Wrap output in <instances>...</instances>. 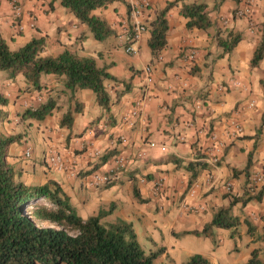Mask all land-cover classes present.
Listing matches in <instances>:
<instances>
[{
    "label": "crops",
    "instance_id": "1",
    "mask_svg": "<svg viewBox=\"0 0 264 264\" xmlns=\"http://www.w3.org/2000/svg\"><path fill=\"white\" fill-rule=\"evenodd\" d=\"M16 1L22 8L19 17L13 14L10 0H0V35L11 49L43 37L44 54L58 55L67 49L91 56L117 79L106 83L112 97L106 109L93 91L66 88L63 76L43 74L40 87L35 88L22 73L11 77L0 71V112L4 113L0 133L22 134L18 142L9 145L7 157L19 169V179L30 185L56 180L84 218L114 203L113 213L105 220L119 217L131 222L139 242L141 238L147 242L148 251L164 247L156 262L180 264L200 253L209 264H242L253 249L264 261V194L259 200H246L249 176L264 170V91L260 84L264 60L255 67L250 65L264 32V0H253L252 18L263 27L256 34L248 31L245 17L232 13L242 0L213 9L209 15L212 25L206 30L187 28L181 2H177L167 13L166 45L157 57H152L148 46V27L134 43L136 51L126 52L125 33L132 18L120 0L92 12L114 29L102 40L95 39L60 0ZM148 1L150 7L141 16L146 23L173 0ZM30 17L35 21L33 28ZM225 28L240 32L242 39L230 53L222 54L217 38L218 34L225 36ZM146 65L152 66L150 84L142 76ZM233 76L240 86H232ZM48 100L54 107L43 119L24 116L28 108ZM136 109L137 114L132 115ZM67 112L72 115L69 126L61 123ZM232 118L242 125L243 132L230 139ZM22 125L26 128L19 131ZM29 129L35 130V139L26 137ZM148 141L158 146L151 148ZM217 141L223 142L222 146ZM27 147L32 150L29 157L24 156ZM53 149L77 171L89 170L102 154L113 149L127 154L129 161L108 186L93 188L85 184L84 177L51 167L46 156ZM94 149L101 154L95 155ZM250 156V166L244 170ZM191 162L195 177L188 170ZM110 163L111 158L99 169L106 170ZM157 181L163 185L159 194L154 191ZM220 208L230 209L240 220L233 237L219 227H211L207 235L184 234L201 231ZM220 233L233 242L224 249V256L218 253L222 244L216 235ZM191 236H205L210 243L204 241L203 248L190 249L181 240Z\"/></svg>",
    "mask_w": 264,
    "mask_h": 264
},
{
    "label": "trees",
    "instance_id": "2",
    "mask_svg": "<svg viewBox=\"0 0 264 264\" xmlns=\"http://www.w3.org/2000/svg\"><path fill=\"white\" fill-rule=\"evenodd\" d=\"M114 1L118 0H60V3L88 26L95 39L102 40L112 35L114 29L105 19L92 12ZM179 1L180 12L187 19V28L206 30L212 25L205 2H168L157 12L154 19L144 22L150 32L148 46L152 57L159 56L166 45L169 29L167 13ZM124 5L129 15V7ZM235 8L232 10L233 14ZM223 31H226L225 36L218 34L217 42L222 54H225L235 48L242 35L228 28ZM45 46V38L34 37L19 48L11 49L0 35V71H6L11 77L22 73L27 83L35 88L40 87L43 74L63 76L66 88L71 91L89 89L94 92L100 105L109 108L112 97L106 83L108 80L117 79L107 71V67L98 66L91 56L79 55L67 49L58 55L44 54ZM263 58L264 32L253 52L250 65L257 66ZM260 84L264 91V72ZM123 93L122 91L117 94ZM53 107V102L48 100L36 108H28L24 116L43 119L50 114ZM71 119V113L67 112L62 118V125L69 126ZM20 138V133H0V264H155V259L164 251V247L146 252L141 247L131 222L122 218L106 221L105 218L114 211V203L84 218L71 204L69 196L56 180L49 179L43 184L33 185L22 182L19 179V169L7 160L9 145L18 142ZM116 152L113 149L102 154L101 160L91 169L78 171L77 176L84 177L99 169ZM250 162L251 156L244 170L249 168ZM190 165L188 170H192L191 175L195 177V165L193 162ZM253 175L248 178L247 189ZM134 193L137 194L135 189ZM248 193L246 200L261 199L264 194V180L251 191L248 190ZM239 226V218L233 216L230 209L220 208L201 231H185L184 234L207 235L211 227H219L229 230L233 237ZM182 264H209V261L204 255L194 253ZM242 264H264V261L259 257L258 250L253 249L250 257Z\"/></svg>",
    "mask_w": 264,
    "mask_h": 264
},
{
    "label": "built area",
    "instance_id": "3",
    "mask_svg": "<svg viewBox=\"0 0 264 264\" xmlns=\"http://www.w3.org/2000/svg\"><path fill=\"white\" fill-rule=\"evenodd\" d=\"M130 13L129 15L132 18V24L129 28H127L125 33V39H126V47L125 50L127 53H134L136 51V48L134 46V43L138 40L140 34L146 30V26L144 22L141 19L142 12L145 8L149 7V1L148 0H125ZM10 3L12 5L13 14L15 17H19L22 15V8L19 5V3L16 0H10ZM253 14V0H242L240 5H238L234 10V16L236 17H245L248 20V26L247 29L250 33L256 34L257 32L262 31V25L259 23H255V21L252 18ZM226 19H221L222 22H226ZM226 24V23H224ZM29 26L34 27L35 21L33 17H30L29 20ZM20 27V25H19ZM21 28V27H20ZM193 51L190 52V56H193ZM142 76L146 83L150 84L153 82L152 77V66L146 65L142 69ZM232 86H240L239 80H232ZM250 106L254 105V102L249 103ZM137 114V109L132 111V115ZM231 124V131L229 133V138H235L237 135H241L243 132L242 125L235 119H230ZM212 140H216V136H211ZM120 139H124L123 136H120ZM220 146H222L223 142L217 141ZM147 145L151 148L157 147V143L154 141H148ZM161 150H165L166 147L164 145H159ZM31 148L27 147L24 150V156L29 157L31 155ZM93 153L95 155H100V151L98 149H94ZM145 153L142 152L141 155H144ZM129 161V156L122 151H118L111 157V163L110 166L106 170H100L96 169L90 172L89 174L84 176V182L89 187H104L107 184H109L112 181V178L114 177L115 173H118L126 166V164ZM47 162L48 164L57 170H63L67 171L69 175L71 176H77V170L74 166H69L67 164V161L63 158L61 153H59L56 149L48 151L47 154ZM264 180V171L256 172L251 178L249 188L247 190L251 191V189L258 185L260 182ZM163 185L161 181H157L155 183V193L159 194L160 190H162ZM227 189H230V185L227 184Z\"/></svg>",
    "mask_w": 264,
    "mask_h": 264
},
{
    "label": "rangeland",
    "instance_id": "4",
    "mask_svg": "<svg viewBox=\"0 0 264 264\" xmlns=\"http://www.w3.org/2000/svg\"><path fill=\"white\" fill-rule=\"evenodd\" d=\"M232 0H224V1H221V0H198V2H207L208 4H209V10H208V12H209V15L211 14V12H212V10L213 9H215L216 7H218V6H221V5H224L225 3H230ZM120 2H122L123 4H126V1L125 0H120ZM113 38H115V37H113ZM251 55V54H250ZM252 56H253V53H252V55H251V58H252ZM263 60H264V58H263ZM263 63V65H264V61H262ZM234 78H235V80L236 79H238L237 77H235V76H233ZM4 118V113H2V112H0V119H3ZM29 119V118H28ZM24 120V122L26 123L25 125H27V124H29V120ZM34 120H40V119H36V118H34ZM25 125H22L21 126V128L19 129V131H23V128H26V126ZM9 129V128H8ZM9 130H11V129H9ZM35 130H31V129H29V130H27V136L26 137H31L32 139H35L36 137V135H35ZM0 132H3V131H1L0 130ZM37 133V132H36ZM21 134V133H20ZM22 135V134H21ZM116 217V214L115 215H111L110 216V218H115ZM119 218V217H118ZM229 231V230H228ZM216 239L218 240V242H220L221 241V244H222V246H221V248H220V251L218 252L219 254H220V256L222 255V256H224V255H226L225 254V252H224V249H227V248H230L231 246H232V244H233V242L231 241V240H229L230 238L229 237H227V236H225V234L224 233H220L219 235H216ZM203 241V242H202ZM204 241H208L209 242V240H207V238L205 237V236H201V237H197V236H191L190 238L188 237V238H185V239H183V240H181V242L185 245V246H187L188 248H190V249H201V248H203V246H204ZM210 243V242H209ZM140 244H141V247L146 251V252H149L148 250V244H147V242H145L142 238H141V241H140ZM224 255H223V254ZM226 257V256H225ZM189 257H187L186 259H184L180 264H182L183 262H185L187 259H188ZM227 258V257H226ZM227 259H229V255H228V258ZM169 261H170V258L168 259ZM167 260V262L169 263V261ZM155 262H156V260H155ZM157 264H163L162 262H160V261H157L156 262Z\"/></svg>",
    "mask_w": 264,
    "mask_h": 264
},
{
    "label": "clouds",
    "instance_id": "5",
    "mask_svg": "<svg viewBox=\"0 0 264 264\" xmlns=\"http://www.w3.org/2000/svg\"><path fill=\"white\" fill-rule=\"evenodd\" d=\"M126 4H127V3H126ZM127 6H128V5H127ZM117 152H118V151H117ZM90 169H91V168H90ZM86 171H87V170H86ZM110 183H111V182H110ZM110 183H109V184H110ZM109 184H107L106 186H108ZM106 186H104V187H106Z\"/></svg>",
    "mask_w": 264,
    "mask_h": 264
}]
</instances>
